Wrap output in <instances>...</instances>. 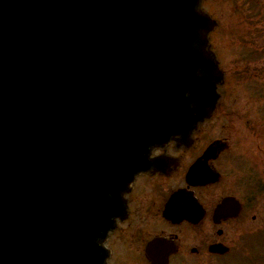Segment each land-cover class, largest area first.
Listing matches in <instances>:
<instances>
[{
    "label": "water",
    "instance_id": "water-1",
    "mask_svg": "<svg viewBox=\"0 0 264 264\" xmlns=\"http://www.w3.org/2000/svg\"><path fill=\"white\" fill-rule=\"evenodd\" d=\"M215 24L201 0H0V264H105L72 253L102 240L70 206L85 155L128 164L121 196L152 147L210 115Z\"/></svg>",
    "mask_w": 264,
    "mask_h": 264
},
{
    "label": "flooded vegetation",
    "instance_id": "flooded-vegetation-1",
    "mask_svg": "<svg viewBox=\"0 0 264 264\" xmlns=\"http://www.w3.org/2000/svg\"><path fill=\"white\" fill-rule=\"evenodd\" d=\"M215 54L223 81L211 115L152 147L126 192L98 203V220L112 218L95 245L105 264H264V96L251 80L264 61L246 69L238 103L230 89L242 69L227 72Z\"/></svg>",
    "mask_w": 264,
    "mask_h": 264
},
{
    "label": "rangeland",
    "instance_id": "rangeland-1",
    "mask_svg": "<svg viewBox=\"0 0 264 264\" xmlns=\"http://www.w3.org/2000/svg\"><path fill=\"white\" fill-rule=\"evenodd\" d=\"M201 8L217 19L216 27L209 34L211 50L228 65L225 67L227 72L229 68L242 69L234 73L239 75L240 82L231 81L233 88L230 89L239 103L241 96L251 89L243 85L249 73L246 69L264 61V0H201ZM232 58L238 61L231 63ZM251 76L258 84L256 90L260 88L261 96H264V75L252 73ZM261 100L264 101V97ZM229 112L233 111L230 109ZM231 115L229 119H234Z\"/></svg>",
    "mask_w": 264,
    "mask_h": 264
}]
</instances>
